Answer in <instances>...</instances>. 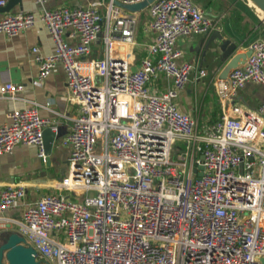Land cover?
Segmentation results:
<instances>
[{
    "label": "built area",
    "instance_id": "built-area-1",
    "mask_svg": "<svg viewBox=\"0 0 264 264\" xmlns=\"http://www.w3.org/2000/svg\"><path fill=\"white\" fill-rule=\"evenodd\" d=\"M36 1L39 13L0 18V33L13 37L42 22L55 49L45 55L33 47L39 81L61 62L68 98L80 107L64 139L70 154L58 184L63 193L30 203L20 221L23 244L37 251L39 264H264V103L257 110L233 104L200 129L175 102L193 70L197 78L207 75L178 61V37L210 33L217 21L194 0H154L156 36L134 70L117 49L135 42L137 18L115 0L56 9ZM7 2L0 0V8ZM68 28L78 43L65 39ZM102 34L104 56L90 58ZM245 51V61L219 83L223 102L250 82L264 85V34ZM159 73L172 80L163 94L148 87ZM23 89L7 81L0 92L17 99ZM41 106L9 113L0 126V156L23 144L38 147L46 160L44 130L59 129ZM25 196L24 186L7 185L0 219Z\"/></svg>",
    "mask_w": 264,
    "mask_h": 264
},
{
    "label": "crops",
    "instance_id": "crops-1",
    "mask_svg": "<svg viewBox=\"0 0 264 264\" xmlns=\"http://www.w3.org/2000/svg\"><path fill=\"white\" fill-rule=\"evenodd\" d=\"M94 1L98 0H46L45 6L51 9L88 7ZM194 2L217 21L216 30L223 34L224 39H231L238 45L236 52H246L245 45L264 31L263 21L246 0ZM41 10L42 5L36 0H21L10 8H0V18L21 11L39 13ZM123 10L137 18L135 42L119 47L117 52L130 56L131 68L136 70L148 56V45L155 39L156 32L150 29L152 16L149 7L138 12ZM101 12L103 15L106 13L105 6L101 7ZM212 32L205 39L203 34L182 35L176 42V47L182 51L179 62L188 61L207 70V75L201 78H197V70H193L189 82L175 99L181 111L198 120L200 129L216 124L225 113H231L230 106L233 104L257 110L264 103V85L255 82L246 84L226 102L222 101L219 83L225 79L223 72L233 55L230 58L223 56L218 39L212 40L208 47ZM64 37L70 43L79 42L71 28L65 31ZM35 46L45 55L52 54L55 49L49 30L42 22L13 37L0 33V87L7 81L24 85V89L17 93V99L3 97L0 92V126L8 123V115L13 110L25 109L39 103L42 105L41 115L50 119L59 130L56 132L57 137L49 161L41 158L38 147L33 145L18 144L12 153L0 156V193L11 184L22 185L26 189V196L8 209L0 219V242L6 233L20 232V221L30 203L47 194L63 193L58 184L67 173V159L70 154L64 139L70 131L72 117L80 112L79 105L68 98L67 74L61 62L57 63L46 79L39 81V65L32 50ZM104 53L102 34L93 43L90 58H102ZM148 87L155 94H163L172 87V80L165 73H159L150 80Z\"/></svg>",
    "mask_w": 264,
    "mask_h": 264
},
{
    "label": "water",
    "instance_id": "water-1",
    "mask_svg": "<svg viewBox=\"0 0 264 264\" xmlns=\"http://www.w3.org/2000/svg\"><path fill=\"white\" fill-rule=\"evenodd\" d=\"M154 0H141L137 2L126 3L122 0H115V4L123 9H127L133 12H138L143 10L153 2ZM264 12V0H253ZM16 2H21V0H10L2 8H10ZM250 7V6H249ZM251 8V7H250ZM252 9V8H251ZM253 10V9H252ZM256 15L263 21L264 17H260L257 13ZM208 33L203 34V39L207 37ZM218 39L220 41L219 47L223 51V56L225 58H230V61L227 63L224 72L223 78L228 79L230 71L237 67L240 63L245 61V58L249 54L248 52H236L238 45L233 42L231 39H224L223 34L219 30H213L212 34L209 36L208 47L212 40ZM236 52V53H235ZM57 133L54 132L50 127L44 130V141H45V151H46V160L49 161L50 153L53 149ZM203 169V166H200ZM202 175V172L199 173V176ZM24 237L18 231L8 232L3 238V241L0 242V264H39L37 260V251L31 247L23 244ZM7 262V263H6Z\"/></svg>",
    "mask_w": 264,
    "mask_h": 264
},
{
    "label": "bare ground",
    "instance_id": "bare-ground-1",
    "mask_svg": "<svg viewBox=\"0 0 264 264\" xmlns=\"http://www.w3.org/2000/svg\"><path fill=\"white\" fill-rule=\"evenodd\" d=\"M247 4L253 9L255 13H257L260 17H264L263 10L253 1V0H246Z\"/></svg>",
    "mask_w": 264,
    "mask_h": 264
},
{
    "label": "rangeland",
    "instance_id": "rangeland-1",
    "mask_svg": "<svg viewBox=\"0 0 264 264\" xmlns=\"http://www.w3.org/2000/svg\"><path fill=\"white\" fill-rule=\"evenodd\" d=\"M264 34V31L261 33V35ZM7 263V262H6Z\"/></svg>",
    "mask_w": 264,
    "mask_h": 264
}]
</instances>
